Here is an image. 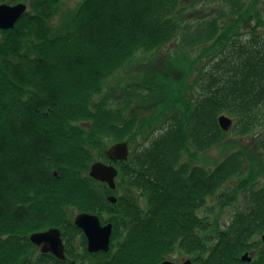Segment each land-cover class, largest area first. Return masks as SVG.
Segmentation results:
<instances>
[{"label": "trees", "instance_id": "obj_1", "mask_svg": "<svg viewBox=\"0 0 264 264\" xmlns=\"http://www.w3.org/2000/svg\"><path fill=\"white\" fill-rule=\"evenodd\" d=\"M61 1L45 0L0 42V264H162L173 253L194 264H240L247 230L217 231L200 211L229 182L237 180L219 195L223 207L255 180L241 177L239 152L212 170L202 156L223 141L224 112L243 136L264 127L261 0H224L229 20L202 19L182 36V46L199 48L185 77L189 87L199 64L203 101L195 106L183 99L186 86L173 90L167 73L153 70L136 90L105 92L110 76L139 53L178 40L183 0H83L56 32L50 21ZM244 27L250 33L238 34ZM160 123L158 134L149 132ZM123 141L131 155L114 162L112 191L89 171L95 161L109 162L95 151ZM120 190L116 204L109 202ZM86 212L113 224L108 253L86 249L74 226ZM50 228L62 231L65 262L29 240Z\"/></svg>", "mask_w": 264, "mask_h": 264}, {"label": "rangeland", "instance_id": "obj_2", "mask_svg": "<svg viewBox=\"0 0 264 264\" xmlns=\"http://www.w3.org/2000/svg\"><path fill=\"white\" fill-rule=\"evenodd\" d=\"M82 1L83 0H62L59 3L60 6L56 9L55 17L50 21V24L52 25V27H54V30H56V32H61L60 27L62 26L61 24L63 23V19L69 17L71 13L79 7ZM247 1L249 2L250 0ZM183 3V9H181V24L183 25V27L181 33H179V36L177 38L178 40L169 43L165 48L159 50V52L139 53V55L132 58L129 63L125 67H123V69H119V71L110 76V78L105 83V92L111 91L112 93V91H114L116 92V94H118L124 91V88H126L127 85L129 86L130 84H133V89L136 90L137 87H135V83L140 84V80L149 79L152 75L153 70L158 75H161L162 72L167 73L166 75L168 77V84L172 87L173 90H176V87L186 86L184 89L185 93L183 98L185 99V102L190 103L192 106L194 104L195 106L200 100H202V92H200V90H197L198 88L196 84V81L198 80L197 78H200L199 64L197 65L198 68H195V70L191 72V76H189V87L185 84L186 72L192 64L194 65V61L197 60L199 48L197 46H182V36L186 34V30H188L187 28H189V26L194 27L202 19H206V21L209 22V20H212L219 16H223L226 17V20H229L230 17L226 16V14L229 12L231 6L224 0H198V3L197 0H183ZM259 10V14L263 16L264 0H261V2L259 3ZM31 12L38 14V12H40V9H34L33 11L31 10ZM70 21L66 22L68 26L70 24ZM239 33H243L245 36L247 33L249 34L250 31L249 29L244 27L238 31V34ZM244 38L246 39V37ZM3 40H5V38H0V42H2ZM204 63L205 62L203 61L202 64ZM208 67L209 66H206V68ZM177 93L179 94L178 90ZM172 94H174V91L172 92ZM179 98L180 96L171 95L170 101H172L171 103H178ZM224 114L228 115L225 112L221 115ZM146 115L147 114H145L144 116ZM228 116L231 117L230 115ZM235 122H237L236 119ZM161 125L162 123L158 124L156 128L151 129L149 132L151 133V131L155 130L156 134H158ZM240 131L241 129L235 126L232 127L230 131L226 132L223 141L218 146H215V148L203 154L202 159L204 162L202 164L208 170H212L219 162H222L227 155L239 152L242 154V158L245 162L243 168L245 171L241 175V177L247 178L248 175H251L249 177L254 179V182L259 181L261 183L262 181H264V127L257 128L254 132L245 134L244 136L240 134ZM138 143H145V140L139 138ZM108 148H106L105 151ZM131 149L132 145H130V151ZM94 153L96 157L100 154H103L98 150ZM117 181H119V179H117ZM236 183L237 180L229 182L226 187H223L218 191L217 195L219 196L222 194V192L227 191V188L230 186H236ZM121 194L122 190L116 192L115 196ZM214 198L215 197H211L208 200V206L206 205V207L200 211V215L202 217H208L210 219L209 222H211L214 229L221 232L224 229V226L229 224L227 217H229V213H231V211L230 208L226 207L219 212V215H216V212H213V206L215 203ZM214 229L213 231H215ZM80 242L81 239L79 238L74 241V247L76 251H83V249H80ZM38 253H41L39 249ZM187 257L186 255L181 253H173L169 258L166 259V261H170V259H172L174 263L180 264L183 261L187 260Z\"/></svg>", "mask_w": 264, "mask_h": 264}, {"label": "water", "instance_id": "obj_3", "mask_svg": "<svg viewBox=\"0 0 264 264\" xmlns=\"http://www.w3.org/2000/svg\"><path fill=\"white\" fill-rule=\"evenodd\" d=\"M27 10L25 5H17L14 8L5 6L0 9V28L3 30H12L16 22ZM220 129L228 132L234 125V120L227 115L218 117ZM105 156L110 159V163L95 161L91 165L89 176L98 182L106 184L112 191H115L116 178L119 176V169L113 165L114 162H127L130 157V148L127 142L114 143L106 150ZM109 202L116 204L117 196L110 195ZM74 226L83 231L87 238V249L91 254L108 253L111 250L112 234L114 227L112 223L103 225L98 215L90 213H78L74 218ZM34 246H37L43 255L51 254L56 260L65 262L66 250L62 232L58 228H50L45 232H36L29 238ZM162 264H176L164 261ZM182 264H194L191 259L184 261Z\"/></svg>", "mask_w": 264, "mask_h": 264}, {"label": "flooded vegetation", "instance_id": "obj_4", "mask_svg": "<svg viewBox=\"0 0 264 264\" xmlns=\"http://www.w3.org/2000/svg\"><path fill=\"white\" fill-rule=\"evenodd\" d=\"M44 1L45 0H0V9L5 6L11 8H14V6L17 5L27 6V10L16 22V26L23 21L26 15H35L31 10L33 11L39 7L44 8ZM5 32L6 30L4 31L0 28V38H5ZM104 153L103 155L105 156ZM252 187L253 188H249L248 190L243 189L238 192L236 201L224 207L221 205V202L218 201V195L214 198L215 203L213 206V212H216V215H219V212L226 207L230 208L231 211L229 217H227L229 224L225 225L223 230L240 227L247 230L244 238L246 246L241 248V252L238 253V259L241 261L240 264H264V181L261 183L259 181L254 182L252 183ZM231 193L232 192H230V194ZM260 227H263L261 231L256 230L253 233V231L250 230L259 229Z\"/></svg>", "mask_w": 264, "mask_h": 264}, {"label": "bare ground", "instance_id": "obj_5", "mask_svg": "<svg viewBox=\"0 0 264 264\" xmlns=\"http://www.w3.org/2000/svg\"><path fill=\"white\" fill-rule=\"evenodd\" d=\"M40 8V7H39Z\"/></svg>", "mask_w": 264, "mask_h": 264}]
</instances>
